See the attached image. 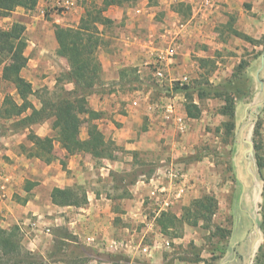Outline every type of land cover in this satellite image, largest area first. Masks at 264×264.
Segmentation results:
<instances>
[{
    "label": "crops",
    "instance_id": "1",
    "mask_svg": "<svg viewBox=\"0 0 264 264\" xmlns=\"http://www.w3.org/2000/svg\"><path fill=\"white\" fill-rule=\"evenodd\" d=\"M84 1L86 0H76L75 7L66 11L57 7L56 0H39L35 10L25 12L26 21H15L26 26L25 35L28 46L25 55L29 62L22 71V76L32 84L34 91L47 85L51 89L59 82V77L69 71L67 60L58 55L59 44L55 35V26L78 27L85 15ZM101 1L103 4V0ZM218 1L219 4L215 9L203 12L202 9L199 10L194 0H162L161 10L167 12L169 20L161 19L158 22L160 25L154 23L155 17L152 14L147 15L152 10L148 0L146 2L138 0L134 4L123 6L112 5L103 11V16L109 20L110 24L116 26L120 24V27L124 29L121 27L123 29L121 33L118 35L115 33L116 36H114L104 29V25H99L104 40H112L113 44H109V47H101L99 50L98 56L103 70L102 85H97L95 92L88 97V106L97 113L96 118L92 120V125L98 127L102 141L113 143L115 158L99 159L86 152L69 155L65 149L61 148L60 143L55 141V148L60 149L57 154L58 159L47 164L30 156L34 144L29 140V135L34 133L41 138L55 137L56 132L52 129L53 119L18 132L8 128L6 132L0 133V227L11 229L18 226L23 245L28 250L38 252L46 258L49 257L58 240L65 242L64 247H70L68 243L77 244L56 236V231L62 224H66L68 231L78 238L80 245L88 247L87 240L90 237L97 238L96 249L105 246L104 240L108 238L114 239L123 235L122 237L129 241L134 237L133 234H129V232L134 233L133 225L131 227L127 222L134 224L149 221L144 214L143 204L146 196L153 203L150 197L153 187L150 184L151 180L155 178L157 182L167 184L165 171L172 162L178 163L175 161L176 158L186 159L195 144L213 135L215 130L220 129L224 133L226 122L231 121L229 116L219 111L225 105L222 98L207 99L209 102L218 103L216 112L211 113L203 108L205 107L202 106L203 100H200L196 94L191 99L184 93L173 91V84L182 80L186 72L185 68L191 60V48H186L185 41L194 40L213 44L215 39L220 38L225 40L230 37L244 39V36L257 38L258 34H264V30L256 29V21L248 13L249 9L253 12L257 8L256 0ZM180 9H186L192 14L185 19L179 13ZM147 25H150L149 30ZM223 29H228L226 34ZM236 32L241 33L243 37L238 36ZM210 51L212 49L199 53L206 56L203 58H207ZM160 64L165 74L161 83L155 78L156 67ZM152 71L159 86L172 89L171 95H163L159 102H154L152 90L149 89L148 77L152 75ZM45 74L46 77L43 78ZM181 74L184 75L181 76ZM136 76L142 88H133L137 84L133 83L131 78ZM218 83L215 85H219ZM63 87L67 91L74 89V85L67 81ZM238 101L240 105L242 101ZM169 102L175 103L177 116L184 118V127L174 118L166 121L158 109V105ZM190 102L199 106L201 110L199 117L192 118L188 115L186 106ZM235 110L236 124L239 125L242 115L241 112L239 114L238 105ZM217 122L220 123L217 124ZM84 125L86 127H82L80 133L82 140L89 138L88 130L91 123L85 122ZM245 133L246 131H242L240 135L236 154L244 144H247L250 149L249 142L253 143ZM249 149L245 155L247 160H251ZM165 152H169L171 157L164 158ZM65 154L68 155L66 166L61 161L65 158ZM148 156L152 158L148 159ZM169 158L171 161L167 162ZM141 159L143 164L160 161L161 165H158V169L150 177L139 172V176L143 179L131 186L130 197L127 199L135 203L136 207L129 208L130 203L122 202V206L126 204L127 213H118L114 210L116 199L121 198L125 201V198L119 194L114 197L113 190L108 188V191L105 189L104 191L107 192H104L100 186L110 182L114 170L130 172L134 168L137 169L140 167L138 161L141 162ZM233 159L234 166L238 167V156L236 155ZM250 165L251 169L248 168L247 174L256 178L254 165L252 163ZM239 172L241 173L236 168L238 180ZM189 174L186 172L185 175V183L188 187L186 195L169 210L177 216H181L183 211L176 212L174 208L183 205L188 195L190 197L196 194L197 197L200 193V189L194 190L191 189L192 186H189ZM81 185H88L86 206L62 207L53 203L52 192L55 188ZM262 198L264 199V193ZM103 200H106V203ZM244 200H249L247 193ZM77 212L80 214H76ZM118 217L122 220L119 224L116 223ZM236 230L238 233L241 232L239 227ZM134 243L133 240L129 241V245H135L131 252L127 250L131 257L136 256L138 261L144 263L158 264L157 252L161 249L154 253L153 258H145L140 254L139 245ZM257 243V240L251 237L247 242L237 245L244 261L246 257L243 252L247 248L256 247ZM100 248L97 250L101 251ZM76 258L82 260L79 261L80 264H113L109 260L94 258L83 260L86 257L82 256H75L74 259ZM51 264L70 263L59 260Z\"/></svg>",
    "mask_w": 264,
    "mask_h": 264
},
{
    "label": "rangeland",
    "instance_id": "2",
    "mask_svg": "<svg viewBox=\"0 0 264 264\" xmlns=\"http://www.w3.org/2000/svg\"><path fill=\"white\" fill-rule=\"evenodd\" d=\"M148 1L149 5L152 6V10H150L147 15L152 14L155 17L154 23L158 24L161 19L169 20L167 12L161 10L162 0ZM256 1L257 8L253 12L249 9L250 11L248 13L249 16L256 21V29L263 31L264 0ZM83 5L85 9L84 14L90 13L95 17L103 12L101 0L93 2L86 0ZM25 12L26 11L23 9H17L9 17H0V29H9L15 21H26L27 17L25 16ZM179 13L182 17H185V19L192 14L186 9H180ZM118 26L109 23L104 25V29L116 36V34H120L124 29L122 26L123 29H121L120 24H118ZM149 26L150 25H147L148 30L150 28ZM223 30L225 34L228 31V29ZM253 39H255V43L235 37H230L226 40L225 38H220L219 40L215 39L213 44L194 40H190L191 42H188L189 40L185 41L186 48H191L192 55L190 56V63H188L185 68V75L181 74V76L184 75L183 78L188 77L189 84L195 81L201 83L203 86H206L207 82L213 85L217 82L221 84L230 79L233 74L237 73L239 78L243 79L249 86L250 96L241 100L242 103H240V105L238 103L239 101H236L235 109L238 105L239 114L241 112L242 119L239 125H237L236 116H234L233 122L235 124V129L232 132H229L226 128L224 133L221 132L220 129L215 130L213 131V135H210L208 138H203L201 143L195 144L186 159L179 157L175 160L183 166L185 172L190 173L188 180L189 186H192L191 189H200V193L197 197L196 194L190 197L188 195L185 203L175 207L174 210L176 212L183 211V214L184 209L191 205L195 199L205 195H211L214 196L218 202V209L213 216L212 222L209 224L200 222L198 226H192L180 220L178 222L174 221L175 225L170 228L169 235H166L155 226L154 219L156 216L153 212L155 206L151 205L152 202L147 196L144 197V214L147 215V219L151 221V223H149V221L134 224L127 222L131 227L133 225L132 229L134 233L129 232V234L134 235L131 239L136 245H152L157 237L160 238V234H163L172 242L170 249L162 247L161 250L157 252L159 256L158 264H258V258L262 254L261 250L264 247V199L262 198V194L264 193V169L260 170L259 167H257V151L255 150H261V153L264 154V34L260 33L257 38ZM115 43L116 41L114 40V44ZM109 44H113V41L105 39L103 48L109 47ZM211 49L212 51H210L207 58H203L206 56L199 53L200 51L202 52L205 50L206 52ZM1 71L2 69L0 68V111L6 95L10 94L16 97L14 86L2 79ZM153 74L154 71H152V75L148 77L149 89L151 88L150 90H152V99L154 102H159L161 101L160 97L163 95H171V90L177 85L173 84L172 89L167 86H159ZM45 77L46 74L43 75V78ZM60 78L61 80L51 89H49V85H47L36 90L35 95L31 96L30 99L32 103L38 109L41 108L42 103L46 101L47 103L49 101L51 102L55 96L60 93L65 84L63 77ZM131 81L137 84L133 86V88L141 87L140 83L138 84V76H136V78H131ZM220 81L222 82L220 83ZM100 85H102V80L98 86ZM184 86L186 85L181 87ZM194 94L195 93H191L189 98L192 99ZM202 106H205L203 108L211 113H215L218 109L217 102H209L207 99L203 100ZM219 123L220 122H217V124ZM13 125V121L6 120L4 116L0 114V133L6 132V130ZM83 127H86V125ZM242 131H246V137L251 138L254 143L255 150L253 156L251 155V160L245 159V155H247L249 149L247 144H244L236 154V149L239 148ZM59 152L60 149L55 148V153L59 154ZM236 155L239 158L237 160L238 167L234 166L233 158ZM163 156L164 158L171 157V154L165 152ZM148 157V159L152 158L151 156ZM67 158L68 155L65 154V158L61 159V161L67 164ZM169 160L171 161L170 158L166 161L168 162ZM142 161L143 159H141V162L138 161L140 167L137 169L134 168L130 172H124L121 169L114 170L111 174L110 182L100 186L103 191L108 188L113 190L112 195L114 197L119 194L125 198V201H122L121 198L116 199L114 210L118 213H127L126 204L122 206V202L130 203L128 206L129 208L136 207L135 203H131L127 201V199L130 197L129 191L131 186L138 180L143 179L139 176V172H143L146 174V177H150L158 169V165H161L159 163L160 161L147 164H143L144 162ZM199 162L201 163L199 164ZM250 163L254 165L253 168L257 175L256 178L247 174L248 168L251 169ZM236 168L241 171V173L239 172V180L236 178ZM76 187L79 188L78 192L80 194L86 193L87 195L88 185ZM246 193L249 200L245 201L244 196ZM103 202L106 203V200H103ZM104 203L103 205H105ZM76 214L80 213L77 212ZM117 219L116 223L119 224L122 220L120 217ZM238 227L241 230L240 233L236 230ZM256 229L258 232H256ZM66 230H68L66 224H62L56 231V236L58 238L64 236ZM122 236L123 235L119 236L121 238L105 239V246L99 247L101 251L97 250L99 248L96 249L95 245L97 244L85 247L80 244L68 243L70 247H64L65 245L63 243L65 242H63V240H58L57 244L52 248V252L47 258V261H49L50 264L51 262L59 260L69 262L70 264H80L79 261L81 262L82 260L80 258L74 259V257H80L82 256L81 253H85L86 256L82 257H86V259L109 260L113 262V264H140L136 256L131 257V254L127 253V250L131 252L133 246H135H132V244L129 245V241L131 242L132 240L129 239V241H126V239H124L125 237ZM251 237H254L256 240L258 238L260 239L257 241L256 247L247 248L243 252V255L246 257L244 261L243 258H241L242 255H240L241 250L237 245L242 242H247ZM112 241L123 243V246H119V248L114 249V251H109L107 243ZM58 243L60 244L58 245ZM24 248H26V246H24Z\"/></svg>",
    "mask_w": 264,
    "mask_h": 264
},
{
    "label": "trees",
    "instance_id": "3",
    "mask_svg": "<svg viewBox=\"0 0 264 264\" xmlns=\"http://www.w3.org/2000/svg\"><path fill=\"white\" fill-rule=\"evenodd\" d=\"M138 0H103L104 11L109 6H123L134 4ZM39 0H0V17H9L17 9L26 12L33 11L38 6ZM103 14V12H101ZM102 14L95 17L86 13L78 27H55V35L59 44L58 55L64 57L69 64V71L62 76L64 81L72 83L74 89L67 91L64 87L50 102L42 103L38 109L31 101L35 95L32 84L22 76V71L27 67L29 59L25 55L28 43L26 39V26L20 22H14L7 29H0V68L2 79L14 86L16 97L6 95L0 114L6 120H11L14 125L10 130L18 132L30 129L33 125L52 120V129L56 132L55 137L41 138L34 133L29 135V140L34 144L30 153L47 164L58 159L55 153V141L60 143L69 155L86 152L99 159H114L113 143L104 142L100 138V132L92 120L97 113L88 106V97L96 90L103 76L102 64L98 53L104 44V38L99 30V25L109 24V20ZM240 37L243 35L239 32ZM246 41L255 43V39L244 36ZM59 79L61 80V78ZM173 88L175 93H184L189 96L195 93L200 100L208 98H222L225 105L219 110L222 114L231 118L226 122L225 128L232 132L235 129L233 122L235 116V103L250 96V88L239 75L233 76L219 85L207 82L206 86L195 81L181 87L179 83ZM180 86V87H179ZM188 115L197 118L201 114L198 105L191 102L186 106ZM86 118V119H85ZM85 122L89 126V138H80L81 128ZM257 164L260 170L264 169V154L256 149ZM63 163V162H62ZM66 166L65 163H63ZM78 187L55 188L52 192L54 204L62 207H84L88 204L86 193L80 194ZM218 209V202L214 196L205 195L195 199L191 205L184 209V213L178 217L172 211L162 212L155 217V226L158 230L169 235L170 228L175 225L174 221L189 223L198 226L200 222L209 224ZM60 238L79 244L76 236L66 230ZM57 244V241H56ZM60 243H58L59 245ZM64 244V243H63ZM85 248V247H84ZM258 258V264H264V247ZM86 256L85 253H81ZM83 260H87L86 258ZM140 264H146L138 261ZM0 264H50L47 258L24 248L20 228L15 226L11 229L0 227Z\"/></svg>",
    "mask_w": 264,
    "mask_h": 264
},
{
    "label": "built area",
    "instance_id": "4",
    "mask_svg": "<svg viewBox=\"0 0 264 264\" xmlns=\"http://www.w3.org/2000/svg\"><path fill=\"white\" fill-rule=\"evenodd\" d=\"M57 7L66 11L73 9L76 5V0H56ZM194 3L198 6L199 10H203V12L207 10H213L219 4L218 0H194ZM44 14L45 11L43 10ZM160 63V62H159ZM156 80L161 83L165 78L164 71L161 67V64L156 67L155 71ZM189 84L188 77H184L181 81H179V85H187ZM158 109L162 112L163 117H165L166 121L173 120V118L177 121L179 125L184 127L185 121L184 118L177 116L174 102H169L167 104H161L157 106ZM185 175L186 172L183 166L179 163L172 162L165 171V178L167 180V184L165 182H157V179L153 178L151 180L152 191H151V199L153 200V205L155 206V215L159 216L162 212H168L176 203L180 202L183 197L186 195L188 187L185 183ZM161 239V240H160ZM97 239L94 237H90L87 240L88 245L96 244ZM123 246V243L112 241L107 243V248L109 251H114V249H118ZM172 246V242L163 234H160V238H156L153 241L152 245H143L139 244L140 254L145 258H153L154 253L164 247L165 249H170Z\"/></svg>",
    "mask_w": 264,
    "mask_h": 264
},
{
    "label": "water",
    "instance_id": "5",
    "mask_svg": "<svg viewBox=\"0 0 264 264\" xmlns=\"http://www.w3.org/2000/svg\"><path fill=\"white\" fill-rule=\"evenodd\" d=\"M249 145H250V149H249V153L253 156V153H254V146H253V143L252 142H249ZM257 230V229H256ZM258 232V231H257ZM260 238L257 239V241L259 240Z\"/></svg>",
    "mask_w": 264,
    "mask_h": 264
}]
</instances>
